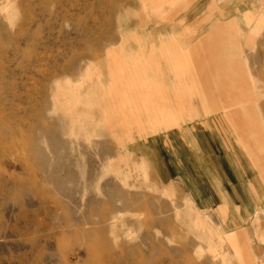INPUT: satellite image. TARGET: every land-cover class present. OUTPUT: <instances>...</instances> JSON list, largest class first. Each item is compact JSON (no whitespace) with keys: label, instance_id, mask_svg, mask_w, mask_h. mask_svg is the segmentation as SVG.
Here are the masks:
<instances>
[{"label":"rangeland","instance_id":"1","mask_svg":"<svg viewBox=\"0 0 264 264\" xmlns=\"http://www.w3.org/2000/svg\"><path fill=\"white\" fill-rule=\"evenodd\" d=\"M258 2L225 1L229 20L239 19L237 44L248 30L235 13L255 12ZM122 3L129 0H0V264H264V165L257 177L252 161L254 172L236 178L238 201L229 180L212 175L210 157L208 176L232 207L226 216L220 195L192 194L175 160L163 153L154 162L133 130L107 119L115 113L104 112L98 88H107L106 50L121 44ZM150 13L133 35L152 32ZM253 31L243 58L264 82V33ZM191 41L178 45L185 51ZM255 102L264 108L260 85ZM240 154L228 163L239 172Z\"/></svg>","mask_w":264,"mask_h":264},{"label":"bare ground","instance_id":"2","mask_svg":"<svg viewBox=\"0 0 264 264\" xmlns=\"http://www.w3.org/2000/svg\"><path fill=\"white\" fill-rule=\"evenodd\" d=\"M202 1L208 0H172L170 5H166L165 0H129L128 5L122 3L118 6L116 24L120 30L121 44L106 50L102 62L108 65L105 80L107 88L99 85L98 89L104 112L115 113L105 115L108 120L110 118L133 130L154 162L160 161L163 153L170 160H175L169 165L180 168L179 176L192 194L203 191L209 193L208 197L220 195L225 203L222 213L229 216L232 207L225 193L211 177L209 181L207 170L211 166L208 161L210 157L214 158L212 160L216 162L213 165L217 172L213 171L212 175L218 174L224 183L229 180V184L234 187L233 199L236 197L239 201L243 190L237 181L240 173L244 176L249 175L248 171H255L258 177L259 171L263 172L264 169V128L259 121L262 111L258 103L249 104L256 97L255 91L233 54L229 53L226 58L223 55L224 48H209L207 41L189 46L185 51L179 47V41L188 42L194 9H203ZM203 7L214 8L209 4ZM148 10L153 13L150 15L157 18L156 24L146 36L136 37L132 34V28L146 27ZM218 30L224 31L225 27ZM132 37L138 43L134 41V44H130L129 38ZM214 72L219 73L218 77ZM130 134L133 135L132 131ZM250 138L251 144H248ZM238 141L245 142L244 151L241 148L238 150ZM221 147H225V151ZM238 154L243 155L245 161L241 172L236 170L237 167L234 170L232 165H228ZM179 160L183 164L175 165ZM252 161L254 171L250 168ZM199 175L201 177L197 178ZM246 199L251 202L250 197ZM240 205L237 204V207H243ZM247 210L249 216L254 212L250 206ZM246 251H240L241 255L247 254Z\"/></svg>","mask_w":264,"mask_h":264},{"label":"crops","instance_id":"3","mask_svg":"<svg viewBox=\"0 0 264 264\" xmlns=\"http://www.w3.org/2000/svg\"><path fill=\"white\" fill-rule=\"evenodd\" d=\"M199 1V0H198ZM201 1V0H200ZM209 1V3H208ZM206 2L202 1L201 4L202 8H195L193 12V22H192V29L190 28L188 33L189 36L187 37V40L192 39V46L199 44L200 42L207 41V47H219L224 48L223 55L224 57L227 56L228 58L229 53L233 54L238 59V63L241 66V70L244 73V77L250 82V86H252L254 89V95L257 96L258 94V88L260 85V90H264L263 83L261 80L253 78L252 74L250 72L251 68L246 64V61L243 58V48L246 46H251L253 40V31L254 28H249L250 24L254 20V24L258 25L260 27L259 30L254 29V33H264V0H259V2L256 4L255 12L253 11L254 8L250 7L249 10H242L238 9L235 13V16L239 18H245V22H247L246 25V31L248 33H244V39H246V43H240L238 41V44L236 43V40H233V34H238L240 31L238 30L235 33V27L239 29V19L229 20L230 17H227L226 13L224 12V6L226 0H208ZM213 2V4H212ZM215 2V3H214ZM209 4L210 6L213 5L214 8H207L204 9L205 5ZM237 14V15H236ZM239 14V15H238ZM217 25V26H216ZM254 25V26H255ZM220 27H225L224 31H219L218 29ZM211 28V29H210ZM215 30V31H214ZM222 32V33H221ZM206 34V35H201ZM241 37L243 38V35L241 34ZM214 42V45L212 43ZM215 42L217 43V46H215ZM237 45V46H236ZM240 47V48H239ZM235 54V55H234ZM241 56H240V55ZM218 77V76H217ZM263 94L262 92L260 93ZM261 111L263 112V108H261ZM263 154V153H262Z\"/></svg>","mask_w":264,"mask_h":264}]
</instances>
